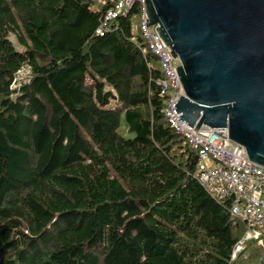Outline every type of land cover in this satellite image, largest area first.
I'll return each mask as SVG.
<instances>
[{"label":"trees","instance_id":"16d2710c","mask_svg":"<svg viewBox=\"0 0 264 264\" xmlns=\"http://www.w3.org/2000/svg\"><path fill=\"white\" fill-rule=\"evenodd\" d=\"M115 2L0 0V264H264L230 258L244 222L164 119L140 5L95 33Z\"/></svg>","mask_w":264,"mask_h":264},{"label":"water","instance_id":"95a60500","mask_svg":"<svg viewBox=\"0 0 264 264\" xmlns=\"http://www.w3.org/2000/svg\"><path fill=\"white\" fill-rule=\"evenodd\" d=\"M145 25L170 47L184 95L174 108L194 132L226 128L264 167V0H143Z\"/></svg>","mask_w":264,"mask_h":264},{"label":"built area","instance_id":"2783aa9c","mask_svg":"<svg viewBox=\"0 0 264 264\" xmlns=\"http://www.w3.org/2000/svg\"><path fill=\"white\" fill-rule=\"evenodd\" d=\"M140 5L136 30L143 38L146 50L155 56L161 77L157 80L160 94L164 97L163 116L173 131L184 139L196 154L195 178L205 190L219 199H230V214L244 222L243 236L232 247L230 258L234 259L245 248L247 241L254 240L262 248L264 243L257 229L264 225V167L248 159L242 145L227 138V129L200 126L193 130L178 116L174 104L184 95L175 67L179 59L173 58L170 47L158 35V24L145 25L146 14L143 0H116L114 6L102 14L95 33L102 35L108 24L119 15H126L132 6ZM28 74L27 68L17 73ZM13 83L12 87L18 85Z\"/></svg>","mask_w":264,"mask_h":264},{"label":"rangeland","instance_id":"374dc122","mask_svg":"<svg viewBox=\"0 0 264 264\" xmlns=\"http://www.w3.org/2000/svg\"><path fill=\"white\" fill-rule=\"evenodd\" d=\"M132 22H133L134 24H138V22H139V18H138V16L133 15V16H132ZM133 28H134V26H133ZM10 39H11V41L16 45V41H15V38H14L13 35H10ZM27 75H28L27 73H26V74H23L22 72H21V73H17V75H16V80H17V82H18V81H24V80H26V78H27L26 76H27ZM118 131H119L120 134H122V135L125 136V137H133V133L130 132V131H128L127 126H125L123 122H121V124H120V126H119V128H118ZM257 229L261 232V236H262V238H263V243H264V225L258 227ZM251 241H254V240H251ZM248 242H250V241H247L246 244H247ZM246 244H245V247H246ZM252 245L255 246L256 248H259L258 250L260 251V255L262 256V252H261V251H262V248H261V246H260L256 241H254V243H253ZM252 245H251V246H252ZM251 246H250V248H251ZM245 249H246V248H244L243 250H245ZM246 252H247V249H246ZM260 258H261V257H260ZM233 264H236V263H233Z\"/></svg>","mask_w":264,"mask_h":264}]
</instances>
